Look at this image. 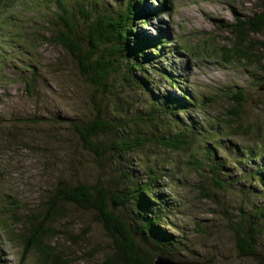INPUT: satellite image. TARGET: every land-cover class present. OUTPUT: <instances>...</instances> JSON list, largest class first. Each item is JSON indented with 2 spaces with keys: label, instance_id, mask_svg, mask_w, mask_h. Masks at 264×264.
Instances as JSON below:
<instances>
[{
  "label": "rangeland",
  "instance_id": "374dc122",
  "mask_svg": "<svg viewBox=\"0 0 264 264\" xmlns=\"http://www.w3.org/2000/svg\"><path fill=\"white\" fill-rule=\"evenodd\" d=\"M25 1L1 2L0 36L3 34L5 42L0 37V233L3 237L0 264H101L108 254L114 253V238L97 211L76 206H71L68 217L54 222L60 234L46 240L47 253L27 246L18 235L23 230L29 231L37 215L50 204L61 180L98 183L112 191L132 181L143 186L148 178L146 170L159 167L160 174L168 170L175 159L185 160L189 153L198 155L195 148L178 150L166 147L164 141V137H171L165 113L170 115L172 107L159 93L170 99L161 82L167 74L172 75L171 72L183 75L185 71V83L203 99V106L193 113L204 128L202 139L209 138L210 125L219 128L220 118H228L235 127L264 137V90L254 82L260 71L264 73V51L260 50L264 31L252 35L246 54L235 55V44L240 46L239 37L230 28L237 21L236 12L253 15L264 8V0H165L161 14L148 0L143 7L147 17L159 15L149 18L152 20L149 26L153 27L149 29L163 33L156 37L159 42L166 40L168 44V40H173L185 64L178 65L174 54H170L173 59L169 56L160 59L154 51L146 49L130 60L126 72L119 76L117 81L124 83V90L117 92L84 81L56 37L50 40L58 26L45 22L36 6L24 4L21 7ZM79 1L66 0L68 9L64 14L78 15L79 10L75 12L74 9ZM128 1L124 0V4ZM58 2L63 6L61 0ZM220 19L226 23L222 24ZM167 27H172L173 36L167 33ZM15 65L20 69L19 81L10 74ZM142 70H147L151 88L142 89L135 83L134 77ZM235 85L247 90V103L242 116L233 120L231 108L220 93ZM170 91L174 95L179 92L177 88ZM61 109L64 114L68 113L72 128L61 115L57 116L56 112ZM101 118L111 126L98 137L113 141L117 133L131 141L129 156L109 151L97 157L93 154V157L84 148L73 121H92L94 127V122ZM216 132L210 131L209 140H213ZM139 138L141 142L137 143ZM228 151L235 162L243 160L246 175L251 173L264 180L262 159L245 158L243 153H235L232 148ZM171 183L165 180V184H158L156 189L162 200L165 195L173 202L166 206L167 210L179 203L190 204L185 200L183 189L184 195L180 194L177 180L172 188H167ZM258 191L264 193L261 188ZM190 199L197 201L194 192ZM185 219L192 224V216ZM215 222L214 218H209L204 232L207 238L198 242L199 253L190 261L195 264H256L253 256L242 257L236 228L226 229L229 221L227 225L225 220L220 221L217 226ZM131 228L141 249L154 253L139 230ZM258 245L262 246L260 242ZM176 253L180 254L178 250ZM258 263L262 264L260 260Z\"/></svg>",
  "mask_w": 264,
  "mask_h": 264
},
{
  "label": "trees",
  "instance_id": "16d2710c",
  "mask_svg": "<svg viewBox=\"0 0 264 264\" xmlns=\"http://www.w3.org/2000/svg\"><path fill=\"white\" fill-rule=\"evenodd\" d=\"M2 1L0 0V13L3 9ZM147 2L148 0H135V4L129 5V12L122 16L120 12L117 13L116 10L112 12V10L106 8L112 7L110 0H97V2L80 0L79 5L75 6L74 9L75 12L79 10L78 15L77 13L70 16L64 14L63 20L70 30L86 36L91 46L100 54V57L95 61L83 64V74L87 78L86 81L94 87L105 90L110 88L112 92L124 90V83L117 81V79L123 72H126V68L131 64L130 60L137 58L142 53L133 52L126 40L123 46L120 41L121 34L126 30L125 22L127 19H131L127 23L128 31L135 32L133 20L147 17L143 8ZM61 4L63 5L61 6L63 11H66L68 9V6H65L66 0H61ZM165 4L164 0L161 7H159L160 14ZM236 18L237 21L230 28L237 33L240 46L235 44L234 54H246L248 41L252 35L262 33L261 30L264 31V8L253 15L236 12ZM219 21L222 24L226 23L224 19ZM129 32H126L124 37L127 34L130 35ZM56 41L60 44L57 37ZM146 49H149V45L145 46ZM260 50L264 51V41L261 42ZM171 73L172 75L167 74L166 79L160 81L163 91L169 93L170 99L160 93L159 96L172 107L170 115L165 113L168 121L166 126L169 128L171 137H164V141L167 144L166 147L178 148V150L181 147L188 148V146H191L202 157L199 165L202 167V185L207 196L206 216L204 217L201 211H198L199 214L178 215L176 210H167L166 206L171 205L173 202H169L165 195L164 200H162V197H159L156 192L157 185H154V180L159 174V167L146 170L145 174L148 178L143 186L132 181L129 184H122L115 191H112L108 186L98 183H72L69 180H61L59 185L56 186L55 192L59 195L71 196L73 193H75V196L84 195L86 196V206L93 207L98 212L106 230L114 238L115 249L114 253L112 255L108 254L101 264L154 263L155 259L151 256H144L135 251L136 249H142L129 223L133 228L139 230V234L145 239L150 251L154 252L153 255L160 252L173 260L193 262L190 260L195 259L199 253L198 248L200 245L198 242L207 238L204 232L211 217L216 221L215 226L224 220L227 225V221H229L230 224L225 228L229 229L233 226L236 228L237 246L241 248L239 251H241L242 257L253 256L254 262L259 264V259L264 257V242L262 241L264 238V193L259 192L258 189L264 190V180L249 173L247 175L248 180L245 183L243 175H246V167L243 160L240 159L235 162L233 158L229 157L230 151L228 150L235 148L237 151L244 153L247 148L252 147L257 150L253 157L264 161V137L254 136L249 129L244 130L235 127V123L228 118H220L219 128L210 125L211 130L217 131L213 136V140H209L211 130H209V138L202 139L201 135L204 133V128L193 117V113L203 106V99L198 98L191 88L183 90L182 100L179 99L178 95L172 94L171 88L181 89L182 75ZM258 74V77L254 80L255 84L257 86L264 85V73L260 71ZM134 81L142 89L153 86L149 81L147 70L137 74ZM28 88L31 89V87ZM220 95L231 108L233 120L240 118L247 103V90L240 85L228 86ZM99 114L102 117V114ZM181 114L184 115L187 124L190 125L187 135L190 137L191 142H187L185 137L180 136L178 131L174 129ZM156 118L159 120L158 116ZM91 123L92 121L78 122V119L73 121V126L80 134L81 142L84 148L89 151V154L92 156L94 154L97 157L99 154L111 151L112 153H122L129 156V148L133 146L131 141L119 137L117 133L113 141H105L102 136L98 137L110 128L111 123L109 121L104 118L97 119L94 122V127ZM244 141L252 144L244 143ZM140 142L139 138L137 143ZM233 152L235 151L233 150ZM222 160L225 162L223 165L221 164ZM236 170L240 171L239 176L235 174ZM209 172H211V176H209ZM250 191L254 193L251 195ZM93 193H96L99 199L91 198ZM107 199L120 212H117L119 218H112L108 214L105 204ZM189 203L190 205L195 204L192 201H189ZM182 206L183 204L180 203L174 205V207H179L180 212ZM187 216H192V224L186 221ZM1 225H4L3 221H1ZM156 230H158L157 236L154 233ZM53 236L55 234L49 231L45 221L39 222L36 220L29 227V231L23 230L18 238H21L27 246L44 254L47 253L49 248L46 240ZM2 238L0 233V241H2ZM258 242L262 246H259ZM177 250L180 253L179 255L176 253ZM187 253L192 255L190 257L185 256ZM1 259L3 257L0 254ZM196 264L202 263L196 262Z\"/></svg>",
  "mask_w": 264,
  "mask_h": 264
},
{
  "label": "bare ground",
  "instance_id": "6f19581e",
  "mask_svg": "<svg viewBox=\"0 0 264 264\" xmlns=\"http://www.w3.org/2000/svg\"><path fill=\"white\" fill-rule=\"evenodd\" d=\"M91 1L97 2V0H91ZM110 1L112 2V7L111 8L106 7V8L112 10V12L116 10V12L117 13L120 12L122 16H125L129 12L130 9L129 5H132V2H134L135 4V0H129L128 3L126 4H124V0H110ZM137 1H143V0H137ZM151 2L152 3L150 4H152L155 9H158L163 4L164 0H159V2L156 3H154L153 0H151ZM24 4L27 7L29 5L36 6L38 9H40L39 15L41 18L45 19V22H53L58 26L57 33L52 35L50 40L52 41L54 36L58 38V40L60 41V45L65 50V53H68L71 56L73 62L75 63L78 69L80 76L84 81H86L87 78L83 74V64H88L95 61L100 57L99 56L100 54L96 49H94L91 46L86 36L73 32L66 25V23L63 20V16H65L64 11L58 0H31L30 3L28 0H26L24 3H21V7ZM157 16L159 15L156 14L152 17L135 18L133 20V26H135L134 33L128 31L129 27L127 26V23L131 19H127L125 22L126 30L123 31L121 34V38H120L121 43L124 46L125 43L127 42L129 48L133 52H136L138 54L139 53L143 54L145 51V46L149 45V50L154 51L157 55H159L157 57H159L160 59L166 58L168 56L173 59V56H171L170 54H174V56L176 57V60L174 59V61H176L178 65L185 64L183 63V57L176 51V47L174 45L173 40H168V44L166 43V40L164 42H158L156 37H159L163 33L161 31L152 32L149 29V28H153L149 26L150 23L152 22V20L149 18H154ZM166 29H167V33H170L173 36L172 27H167ZM161 30L163 31V29ZM126 32H129L131 36L127 34V36L124 37V34ZM0 37L2 39V42H5V38L3 34H1ZM142 71H140L139 73H142ZM19 73H20V69L17 65L13 66L10 69L11 77L16 81H19ZM185 78H187V74H185L184 71L181 77L182 87L181 89H179L178 92V97L180 100L183 99V90H185L186 88L188 89L192 88L191 85L185 83ZM56 114L57 116L61 115L62 120H67L68 121L67 124H69V126L72 128V121L70 120L68 113L64 114V111L61 109L60 111L56 112ZM174 129L178 131L180 136L185 137V140L187 142H191L190 137H188L187 135L190 129V125L187 124L183 114H181L180 117L177 119ZM188 148L193 149L191 146H188ZM233 150L235 151V153L239 152L235 148ZM256 152L257 150L251 147V148H247V150L243 154L245 158H250L251 156L255 155ZM201 159H202L201 156L193 155L191 153L187 155L185 160L178 161L175 159L172 163L169 164L168 170L158 174V176L154 180V185H158V184L163 185L165 184V180L167 181L170 180L172 183L167 188H172V186H174L173 182L177 180V187L180 188V194L184 195L181 191L183 189L186 192V195H184L185 200L187 202L192 201L195 203L194 205L186 204L182 206L181 212L179 207H174L173 210H176L178 214L185 212H189L190 214H199L198 211H201L202 214H205V210L207 206V196L205 195L206 193L202 185L203 182V177L201 173L202 167L199 165ZM224 163L225 162L222 160L221 164L223 165ZM208 174L209 176H211V172H209ZM235 174L239 176L240 171L236 170ZM243 176L245 178V183H246V181L248 180V176L245 174ZM192 192L195 193L197 197V201L190 199ZM252 193L254 192L250 191L251 195ZM91 198L99 199V196L96 193H93L91 195ZM197 202H199V204H196ZM105 204L107 206L106 210L108 214L112 218L115 219L119 218L118 213L120 212L116 209L115 205H112L108 201V199L105 201ZM71 206L81 207L91 212H96L93 207L86 206V196L84 195L75 196V193H73V195L69 196V195H59L55 193V196L50 198V204H46V207L37 215V221L39 222L45 221V225L48 227L49 231L53 232L55 236H58L60 232L57 231L56 227H54L53 224L54 222L60 219H65L66 217H68ZM96 213L98 214V212ZM157 232L158 230L154 231L155 236L158 235ZM161 254L162 253L159 252L158 255H155L154 259H156ZM162 256L168 257L165 255ZM177 261H181V260H177Z\"/></svg>",
  "mask_w": 264,
  "mask_h": 264
},
{
  "label": "water",
  "instance_id": "95a60500",
  "mask_svg": "<svg viewBox=\"0 0 264 264\" xmlns=\"http://www.w3.org/2000/svg\"><path fill=\"white\" fill-rule=\"evenodd\" d=\"M260 89L264 90V85H261ZM135 251L137 253L144 255V256H148V257L151 256V258H155V255L148 253V251L144 252L143 250H140V249H136ZM259 260L262 262V264H264V257L260 258ZM153 264H195V263L194 262H188V261H177V260H173L169 257H164L162 255H159L155 259Z\"/></svg>",
  "mask_w": 264,
  "mask_h": 264
},
{
  "label": "clouds",
  "instance_id": "9594fccd",
  "mask_svg": "<svg viewBox=\"0 0 264 264\" xmlns=\"http://www.w3.org/2000/svg\"><path fill=\"white\" fill-rule=\"evenodd\" d=\"M145 252V251H144Z\"/></svg>",
  "mask_w": 264,
  "mask_h": 264
}]
</instances>
